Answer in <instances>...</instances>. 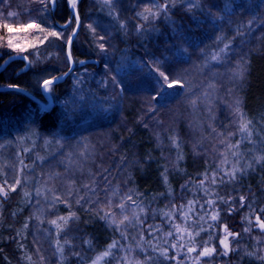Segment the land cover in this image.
Masks as SVG:
<instances>
[{"label":"trees","instance_id":"1","mask_svg":"<svg viewBox=\"0 0 264 264\" xmlns=\"http://www.w3.org/2000/svg\"><path fill=\"white\" fill-rule=\"evenodd\" d=\"M166 2L78 0L75 68L51 86L53 106L0 90V185L20 181L0 196V264H92L113 242L101 264H197L204 246L217 254L199 264H264L256 220L264 221V0H175L155 19L137 15ZM12 7L15 17L0 20V67L16 55L32 63L26 70L25 60L11 61L0 89L17 88L50 106L41 84L70 69L72 7L57 0L53 13L39 0H13L7 12ZM32 21L62 38L40 44L45 34L29 28L17 36L35 48L7 47L12 35L3 24ZM153 62L184 86L165 84L158 92L162 78ZM237 101L250 121L246 132ZM233 167L240 169L234 179L225 174ZM105 212L129 220L113 224L101 218ZM73 213L59 232L51 224ZM177 224L187 231L177 233ZM225 225L239 235L220 255ZM190 246L197 251L187 252Z\"/></svg>","mask_w":264,"mask_h":264},{"label":"snow or ice","instance_id":"2","mask_svg":"<svg viewBox=\"0 0 264 264\" xmlns=\"http://www.w3.org/2000/svg\"><path fill=\"white\" fill-rule=\"evenodd\" d=\"M70 4H71V7L73 8V10L76 9L77 7V2L78 0H69ZM105 4L106 5H111L112 4V0H104ZM170 3H172L174 5V2L175 0H169ZM169 2H166L164 3L163 5H161L159 7L158 10L156 11H153V9L151 8H145L144 10V13H137V15L139 16H142L143 19L147 20L149 16H151L153 19H155L156 17H158L159 15V12L161 10L165 11L168 9L169 7ZM39 3L42 5L43 9L44 10H48L49 7H55L56 3H57V0H39ZM145 13H147V15H145ZM9 15H16V13H9ZM76 19L77 21L79 20V16L78 14L76 15ZM71 21H69L70 23ZM67 25H65L66 27ZM123 27V25H121ZM77 27H79V24L77 23ZM93 33H95V29L92 28L91 25L88 26ZM140 27H143L142 25ZM3 28L6 29L7 33H13V32H20V31H27V29L29 28H36L38 29V31L40 33H44V37L40 40V44H43L45 40H47L48 37H56L57 39L59 38H62V33H59L55 30H49L45 27H42L41 25L39 24H36L34 21L32 22H29L27 25H23L21 27H16L14 28L11 24H8V23H5L3 24ZM76 33L75 31H73L72 35L74 36ZM0 39H4L3 37H0ZM105 39V37L103 36H100L99 37V40L103 41ZM71 39H67L66 43L70 46L71 45ZM6 45L7 47H9L10 49H12L13 51L17 52V53H23L25 51H27V49L29 47H32V48H35L37 45L36 44H31V45H25V46H21L20 44L18 43H14L12 39H7L6 40ZM4 45H0V47H2ZM98 47L102 50V51H107V49L105 48L104 44H99ZM38 56V54H37ZM25 60H28V63L31 64L32 61L27 57L25 56L24 57ZM68 59L71 60V52L69 51L68 53ZM213 59H218V57H213ZM81 63H83V61H80ZM152 68L153 70L158 73V76L161 79V86L160 88L158 89V92H163L164 90V86L166 84L167 88L171 89L177 85H179L180 87H183V83H181L179 80H176V79H172L170 80L169 79V75L166 74L164 71H162L160 68H159V65H158V62H153L152 64ZM71 70V69H69ZM239 75L242 77L243 76V67H241V71L239 73ZM55 79H59V77H56V78H49V79H45L43 80L42 84H41V87L44 89L45 92L47 93H51L52 92V84L54 83V80ZM113 82L115 84L116 87L120 88V91L122 92L124 89L123 87H121V82L120 81H117L116 80V77H113ZM9 87H14L13 85H9ZM156 97H154L155 99ZM236 112L239 114L240 116V120H241V131H248V126L250 124V121H246L244 119V115L239 107V101H237V107H236ZM231 147H238V145H233ZM235 154V153H234ZM259 160H264V156L262 157H259L258 158V161ZM240 171V169L236 168V167H233L231 171L229 172H226L225 174L228 175L229 177L231 178H235L236 176V173ZM213 183H215V179H213ZM20 184V181L19 180H16L15 181V184L14 185H9L7 180L4 181V184L3 185H0V196H3L5 198L8 197V194H9V191H12V192H15L16 191V185H19ZM5 185H7V190L5 188ZM27 195V193H26ZM55 199L57 201H60L61 203H66V201H63L60 199V197H55ZM128 200H131L132 197L131 196H128L127 198ZM241 201H243L244 197H240ZM134 202V201H133ZM227 202V201H225ZM209 204H213L214 202L213 201H208ZM119 208L121 209H124L125 205L123 203L119 204L118 205ZM264 211V210H262ZM170 215V213L168 214ZM75 216V214H71L70 216L68 217H59V221H62L63 224L59 223L58 220H52L51 221V224L54 225L58 232L59 230H62L63 229V226L64 225H67L68 223V220L69 219H72L73 217ZM102 219H107L109 220L110 223H113V224H123L124 221H128L129 220V217L127 215L123 216V218L117 222L115 217H113L112 213L111 212H105L104 215L101 217ZM211 219L213 221L217 220L218 219V212L214 211L213 214L211 215ZM257 220V224H258V227L261 229V230H264V221H261L259 217L256 218ZM175 229H176V232L177 233H185L187 231L186 228H183L181 227L180 225H174ZM249 229H245V231H248ZM223 231L225 233L223 239H221L219 241L220 245H222L223 247V251L221 253H219L220 255H228V253L232 250L231 248V245H230V240L229 238H233L235 239L236 237H238V233H233L231 231H229L228 227L225 225L223 227ZM58 234V233H57ZM123 234V233H122ZM167 235L171 236L173 235V233L169 232ZM189 236H191V233H188ZM179 239L180 240H183L184 237L183 235H180L179 236ZM65 243H67V241H65ZM117 247V244L116 242H113L112 244H110L107 248V250H105L104 252H102L100 255H98L95 260L92 261V264H101V261H103L106 257H109L112 255V249L113 248H116ZM171 247L173 248H176L177 245L176 244H173ZM57 248H58V251H60L61 253H63L64 249L63 247L60 245V242L57 241ZM197 249L196 247L194 246H190L187 248V252L189 253H192V252H196ZM217 254L216 253V248L215 247H208V246H204L202 248V250L198 253V256L196 257V261H197V264H199V260L200 258H203V257H212L213 255ZM162 255L168 259V253H167V250H163L162 251ZM249 255H252V253H249ZM172 259H175V257H171ZM259 259L261 260H264V256H260ZM124 260L125 261H128V258L127 257H124ZM128 264H132L131 261H128ZM135 264H139V262H135Z\"/></svg>","mask_w":264,"mask_h":264},{"label":"water","instance_id":"3","mask_svg":"<svg viewBox=\"0 0 264 264\" xmlns=\"http://www.w3.org/2000/svg\"><path fill=\"white\" fill-rule=\"evenodd\" d=\"M69 3H70V2H69ZM70 5H71V4H70ZM56 6H57V3H56V5H55V7H51V11H52L53 13H55ZM72 10H73V8H72ZM73 13H74L75 18H76L77 13H76L74 10H73ZM76 21H77V19H76ZM77 23L79 24V27H76V30H75V33H76V34H75L74 36L71 37V41H72V42H71V45H70V46L67 45V57H68V53H69V51L71 52L72 44H73V42L75 41V39H76V37H77V35H78V32H79V30H80V21L78 20ZM70 25H71V22L68 23L66 27L63 26V28L66 29V28H68ZM71 58H72V57H71ZM16 59H23V60H25V59H24V56L16 55V56H12V57H10V58L7 59L6 62L0 67V73H1L3 70H5V68L8 66V64H9L11 61L16 60ZM68 60H69V59H68ZM25 61H26V63H27V66H26V70H27V69L30 68V64L28 63V60H25ZM69 64H70V69H71V70H69L68 73H66L61 79H59V80H54V83H53L52 85H54V84H56V83H59V82H63V81L69 76V74H70V73L73 71V69H74V62H73L72 59L69 60ZM87 64H95V65H97L98 62H97L96 60H91V61H89ZM0 90H14V91H18V92H20V93H23L24 95H26L27 97H29L31 100H33L35 103H37V104L40 105L42 108H44L43 104L41 103V101H40L38 98H36L35 96L30 95V94H28V93H26V92H24V91H22V90H19V89H17V88H6V89H0ZM43 93H44V96H45L46 100L52 105V102H51V100L49 99V94H48L47 92H45L44 89H43ZM44 109H47V108H44Z\"/></svg>","mask_w":264,"mask_h":264},{"label":"rangeland","instance_id":"4","mask_svg":"<svg viewBox=\"0 0 264 264\" xmlns=\"http://www.w3.org/2000/svg\"><path fill=\"white\" fill-rule=\"evenodd\" d=\"M13 2V0H1L0 1V20H6V18H12V17H15V15H9V13H16V9H13V7H12V9L9 11V12H7V10H6V5H10V3H12ZM10 2V3H9ZM7 12V13H6ZM17 14V13H16ZM11 35H12V40H13V42L14 43H18V44H20V40L19 39H21V37L19 38L18 36H17V32H13V33H11ZM73 36V35H72ZM71 39V38H70ZM31 43H33V44H35L34 42H30V43H21L20 45L21 46H25V45H31ZM98 65V64H97ZM74 68H75V66H74ZM74 70V69H73ZM49 94V93H48ZM49 99L51 100V102H52V105H50V106H45V105H43L44 106V108H47V109H49V108H51L52 106H53V100H52V98H51V96H49ZM49 103V102H48ZM74 162H76V161H74ZM77 164H79V162L77 161L76 162ZM84 166V165H83ZM83 166H81V167H83ZM257 226H258V224H257ZM259 228V227H258ZM259 230L260 231H264V230H261L260 228H259ZM224 235H225V233H224ZM229 240H230V245H231V243H232V240H233V238H229ZM222 246V245H221ZM223 248V247H222ZM204 258V257H203ZM202 259V258H201Z\"/></svg>","mask_w":264,"mask_h":264},{"label":"bare ground","instance_id":"5","mask_svg":"<svg viewBox=\"0 0 264 264\" xmlns=\"http://www.w3.org/2000/svg\"><path fill=\"white\" fill-rule=\"evenodd\" d=\"M74 66H75V64H74ZM50 96V95H49ZM50 104V103H49ZM51 105V104H50Z\"/></svg>","mask_w":264,"mask_h":264}]
</instances>
